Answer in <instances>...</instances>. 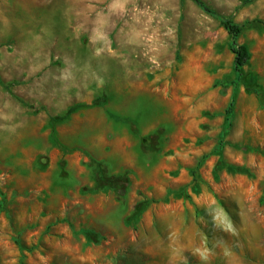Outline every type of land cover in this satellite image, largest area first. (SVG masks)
Instances as JSON below:
<instances>
[{"label": "rangeland", "instance_id": "374dc122", "mask_svg": "<svg viewBox=\"0 0 264 264\" xmlns=\"http://www.w3.org/2000/svg\"><path fill=\"white\" fill-rule=\"evenodd\" d=\"M17 1L0 0V264H264V95L235 83L218 19L192 0ZM201 1L245 24L264 91V0ZM216 151L245 173L215 178ZM98 162L125 195L90 191Z\"/></svg>", "mask_w": 264, "mask_h": 264}, {"label": "trees", "instance_id": "16d2710c", "mask_svg": "<svg viewBox=\"0 0 264 264\" xmlns=\"http://www.w3.org/2000/svg\"><path fill=\"white\" fill-rule=\"evenodd\" d=\"M192 1L201 10L218 19L221 27L230 37L229 49L230 52L233 54V70L235 73V83L240 84L243 87V90L246 94H254L258 98L264 95V91L258 82V77L256 73L252 71H246L244 69L248 65L251 57L248 47L245 44L237 43L238 36H240L243 30L245 29V24H237L233 22L230 18L217 14L214 10L210 9L201 0H192ZM233 104H234V98L231 99L225 111V120H224L222 136L225 135L226 131L231 126V120L233 117ZM73 111L74 108L71 107L67 110L66 114L69 115ZM215 154H217L218 156V160L213 169L215 178L217 171L221 168L226 169V171L230 173H235V174L245 173V169L243 167H232L225 165L218 151H216ZM97 167H98L97 171H94L92 173L93 186L90 188V191L97 192V191L120 189L123 195L126 194L128 187V179L126 177H124L123 175L108 174L105 166L99 162ZM196 168L194 170H191L190 172L194 183L198 181ZM62 174H64V172H62ZM194 188L195 186L193 185L191 187V191L193 192L196 191ZM150 203L151 201L147 199L146 200L143 199L136 202L132 206V214L130 218H135V221L137 222ZM260 204L264 205V193L260 198ZM81 234L84 236L87 244L98 245L100 244L102 239L101 236L97 234V232H94L91 229H83L81 231ZM16 245L19 247L20 250L23 249L18 241L16 242Z\"/></svg>", "mask_w": 264, "mask_h": 264}, {"label": "crops", "instance_id": "0c3cea01", "mask_svg": "<svg viewBox=\"0 0 264 264\" xmlns=\"http://www.w3.org/2000/svg\"><path fill=\"white\" fill-rule=\"evenodd\" d=\"M39 3H41V0H29V1L19 0V1H17V4L19 5V7H21L23 9L24 12L34 11L33 6L36 7L37 5H39Z\"/></svg>", "mask_w": 264, "mask_h": 264}]
</instances>
